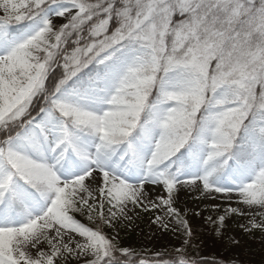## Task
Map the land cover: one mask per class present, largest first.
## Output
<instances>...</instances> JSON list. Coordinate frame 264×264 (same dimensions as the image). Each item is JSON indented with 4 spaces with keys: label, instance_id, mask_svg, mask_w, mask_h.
Instances as JSON below:
<instances>
[{
    "label": "snow or ice",
    "instance_id": "6c2138e0",
    "mask_svg": "<svg viewBox=\"0 0 264 264\" xmlns=\"http://www.w3.org/2000/svg\"><path fill=\"white\" fill-rule=\"evenodd\" d=\"M188 189L264 230V0H0V264H193L105 231Z\"/></svg>",
    "mask_w": 264,
    "mask_h": 264
},
{
    "label": "rangeland",
    "instance_id": "374dc122",
    "mask_svg": "<svg viewBox=\"0 0 264 264\" xmlns=\"http://www.w3.org/2000/svg\"><path fill=\"white\" fill-rule=\"evenodd\" d=\"M204 195L202 190H182L175 204L181 213L180 219L187 220L191 228L194 222L202 226L201 245L207 247L203 251L211 255L226 254L230 264H252L253 260L258 264H264V230L256 229L248 232L245 229L250 226V216H233L227 213L230 207H240L235 204L234 199L229 201L216 193L213 195L217 196V199H205ZM159 214L164 215L163 212ZM156 215L157 213L154 212H139L131 222L125 221L118 229H105V231L110 236L118 233L121 245L137 255L151 253L154 256L156 254L163 256L169 251L175 252L178 247L186 248L184 240L187 237L183 228L177 224L175 228H179V232L164 231L152 223ZM221 216L226 218L222 234L217 223ZM84 220L83 223H89L85 218ZM237 240L239 243H236Z\"/></svg>",
    "mask_w": 264,
    "mask_h": 264
},
{
    "label": "trees",
    "instance_id": "16d2710c",
    "mask_svg": "<svg viewBox=\"0 0 264 264\" xmlns=\"http://www.w3.org/2000/svg\"><path fill=\"white\" fill-rule=\"evenodd\" d=\"M81 221H84V217H78ZM192 230L194 232V236L191 239V247L187 249V255L189 259L192 260L193 264H230L229 259L226 254H208L204 249H207L206 246L201 245V238L203 235L202 226L198 222H194L192 224ZM146 259L155 260L156 256L151 253L143 254ZM175 252L169 251L167 255L163 256H174ZM170 264V262H169ZM252 264H258L257 261H252Z\"/></svg>",
    "mask_w": 264,
    "mask_h": 264
},
{
    "label": "bare ground",
    "instance_id": "6f19581e",
    "mask_svg": "<svg viewBox=\"0 0 264 264\" xmlns=\"http://www.w3.org/2000/svg\"><path fill=\"white\" fill-rule=\"evenodd\" d=\"M153 199H155V197H153Z\"/></svg>",
    "mask_w": 264,
    "mask_h": 264
}]
</instances>
